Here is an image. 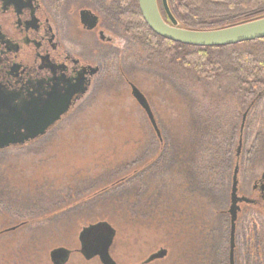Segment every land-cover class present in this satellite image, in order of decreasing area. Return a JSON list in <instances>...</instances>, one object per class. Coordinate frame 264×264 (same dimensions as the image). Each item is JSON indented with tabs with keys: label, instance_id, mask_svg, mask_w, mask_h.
Returning <instances> with one entry per match:
<instances>
[{
	"label": "rangeland",
	"instance_id": "1",
	"mask_svg": "<svg viewBox=\"0 0 264 264\" xmlns=\"http://www.w3.org/2000/svg\"><path fill=\"white\" fill-rule=\"evenodd\" d=\"M234 50L253 51L255 60L264 62L263 45H241ZM120 62V66L116 65L113 72L109 68L113 66L107 65L106 78L112 77L114 81L116 75L125 71L142 89L136 85L134 79V83L131 82L127 87L114 81L115 85L111 86L116 92H113L111 87V93H116L117 98L103 102L104 105L91 106L92 108L90 107L91 109L78 121H71L78 111L74 112L71 118L62 124V129L68 125L65 130L38 142L32 149L0 156V200L6 204V211L0 216V264H53L50 258L53 250L67 242L71 243L72 238L73 242L70 245L78 251L84 229L99 223L110 225L115 231L111 254L117 264H195L201 261V249L196 240L198 239L196 226L201 223V214L196 206L186 211V206L183 204V209H180L182 215L179 223L172 231H169L167 227H160L159 221L154 223L146 218L148 195L138 194L143 190V186L138 184L122 192L110 190L107 193H101L100 198L94 201L96 206L91 209L92 212L89 210L84 214H75L70 209L89 198H95L94 196L101 189L94 190L95 185L106 183L109 177L114 179L118 176L119 170L128 166L130 164L128 160L137 152H141L143 146H148L149 139L153 133L155 134L148 115L133 98L130 85L135 86L145 96L160 133L162 128L164 130L161 137L164 136L163 139H167L171 133L163 122V116L172 117L173 110L171 111L170 107L178 102H174V93L169 90L170 86L164 89L157 84L155 86V74L175 82V86L179 88L178 91L183 93L184 98H181V102L185 103L184 116H187L189 110L193 108L195 117H198L200 122L209 123L218 131L217 136H219L211 152L214 157L221 159L222 167L226 166L225 153L235 133L237 139L232 143L233 145L235 143L234 154L236 155L242 119L248 108L247 104H251L253 99L248 97L244 91L245 88L236 77L228 73L219 74L212 81L206 80L192 70L145 53L138 44L127 57H122ZM241 62L243 60L238 63ZM245 67L246 71L253 70L250 65ZM168 84L171 85L170 82ZM175 86L174 89H176ZM109 89L110 87L106 91ZM260 94V91L253 92L255 97ZM259 107L256 109L258 119L255 121L257 126L260 124L257 132H263L264 123L261 119H264V116L260 117V115L264 114V111H260L261 107ZM189 118L191 120V115ZM252 122L254 120H250L247 124L249 129ZM189 124V120H182L181 124L178 123L174 127L178 128L177 135L188 136L191 143L193 135L188 131L191 130ZM261 138V134L258 133L256 136L258 140L255 143L257 148L264 141ZM175 139L180 144L178 136H175ZM188 146L189 144H185L183 151L189 150ZM165 149L166 147L163 150ZM213 163H219V160L213 158ZM132 165L131 163L130 166ZM232 165L231 173L233 174L234 163ZM141 170L142 168H138V173ZM138 173L132 171L129 176L123 178L124 182H127V179H134ZM109 182L108 188H112L118 179ZM84 189L94 191L89 193L88 198H83L79 202L78 198ZM44 197L51 198L53 201L58 200L64 205L58 206V203L43 205L48 208L45 211L47 214H43L45 207L36 210L42 215L34 221H48L47 226L38 230L24 229L23 232H19L16 227L26 220H15V218L26 215V211H33L31 201H36L35 204L40 205ZM69 201L72 203L68 204ZM143 204L147 206L143 207ZM53 210L55 212L50 213ZM69 210L70 212H67ZM175 212L178 216L177 209ZM77 224L79 227L75 228ZM13 228L16 229L12 231ZM244 233L240 229L235 237L237 245L242 243ZM104 241L100 239L96 243L89 244L85 240L82 245L83 248L88 245L92 253ZM159 253L163 254L162 258L150 260ZM84 257L87 259L86 255ZM86 259L79 252H75L69 264L102 263L99 260L87 262Z\"/></svg>",
	"mask_w": 264,
	"mask_h": 264
},
{
	"label": "trees",
	"instance_id": "2",
	"mask_svg": "<svg viewBox=\"0 0 264 264\" xmlns=\"http://www.w3.org/2000/svg\"><path fill=\"white\" fill-rule=\"evenodd\" d=\"M158 2L162 15L167 20L162 0H158ZM168 2L170 10L179 22L180 27L192 31H212L264 18V0H168ZM120 13L121 18L123 17L124 20L128 19L126 20L128 24L127 30L129 34L135 36V41L145 53H150L155 57L167 60L171 64L192 70L200 78L210 81L214 80L219 74L228 73L236 77L241 86L245 88L244 91L248 94V97L253 99V102L258 99V97L253 95V92L260 91L262 93L264 91V62H257L253 51L234 50V48L241 45L264 46V40L221 48L185 46L157 36L145 23L140 8L137 7L135 9L133 0H130L129 6L123 7ZM218 51L220 54H215ZM242 60L243 62L238 63ZM246 65L252 66L253 70L246 71ZM155 77V86L157 84L163 89L170 86L169 90L174 93V102H178L170 107L171 111L173 110L172 117L163 116V122L167 125L168 131L170 130V137L163 139V136L160 139L156 132L155 134L153 133L152 139H149V145L143 146L141 152L135 154V158L132 157L128 160L130 164L119 170L118 176L114 179L109 177L110 179L106 183L95 185L94 190L101 188L100 191L98 190L99 193L97 192L98 194L94 196L95 198H89L79 203L78 206H73L70 210L75 214H84L89 210L92 212L93 210L91 209L96 206L94 201L100 198L99 195L101 193H107L110 190L111 192H122L125 189L132 188L134 185H142L143 190L138 194L148 195V208H145L146 211L148 210L146 218H149L154 223L159 221L160 227H167L169 231H172L179 223L182 215L180 209H183V204L186 206V211L193 209L194 206L200 211L201 223L196 226V233L198 234V239L196 240L199 242L202 259L195 264H229L230 221L227 216L226 198L233 175L231 173L232 164L236 157L234 154L235 143L233 145L232 141H236L237 134L235 133L230 139L228 150L225 153L226 166L222 167V164H220L221 159L214 157L211 152L215 147L214 142L219 136H217L218 131L209 123L200 122L198 117H195L196 113L193 108L189 110L190 112L187 116H184L183 106L185 103L181 102V98L183 99L184 97L183 93L178 91V86H175V82L166 79L160 74H155ZM133 79L132 76L122 71L120 75L115 76L114 81L119 82L124 87H127L131 82H135L142 89L135 79L133 82ZM114 81L107 78L104 93L97 101L98 104L106 103L118 97L116 93H111V85H115ZM174 86L176 89H174ZM109 87V91H106ZM112 91L116 92L114 87H112ZM90 107L77 112L71 121L81 120L82 115L92 108ZM251 114L250 119L254 120L251 126H256L254 140L257 142L259 139H256L258 133L259 135L261 134V137H264V125L262 126L263 132H257L258 127L260 128V124L257 126L255 121V119H258V117H255L257 112L254 110ZM189 115H191V120ZM182 120L190 121L189 127L191 130L188 131L193 135L191 143L188 136L187 139L186 136L177 135L178 128L174 126L178 123L181 124ZM261 120L264 123V119ZM180 126L182 127V125ZM65 127L62 131L65 130ZM172 127L174 128L172 129ZM163 131L162 128V133ZM175 136H178L180 144L176 142ZM185 144H189L188 148L190 149L187 151H183ZM165 147L166 149L163 150ZM0 156L3 157L4 155ZM207 157L209 159H206ZM213 158L219 160V163L214 164ZM131 163L133 164L132 166H130ZM138 168H142L139 173L137 171ZM132 171L138 174H136L134 179H127V182H124L123 178L127 175L129 176ZM117 179L118 182L113 184L112 188H108L110 185L108 184L110 183L109 181L112 182ZM138 180H142V182H137ZM89 183H93V181H89ZM93 189H84L79 196L80 199L78 198L79 202L83 198H88L89 193L94 191ZM35 203L36 201H31V205L34 208L33 211H26V215L23 214L19 218H15V220H26L17 227L19 232H23L24 229L38 230L47 226L48 221H34L39 216L41 217L42 214L40 215L39 211L36 210H41L42 207H45L43 205L54 203H58V206L64 205L58 200L53 201L51 198L45 199V197L40 205ZM70 203L72 201L68 202V204ZM98 204L101 205V203ZM146 206L147 204H143V207ZM47 209V207L43 208V214H47L45 212ZM176 209L178 216H176ZM70 210L67 212H70ZM5 211L6 204L0 200V216ZM53 212L55 210L50 213ZM78 227L79 224L75 228ZM243 238L240 245L236 244L235 264H264L258 248V236L253 234L251 225L248 227L247 233H244Z\"/></svg>",
	"mask_w": 264,
	"mask_h": 264
},
{
	"label": "flooded vegetation",
	"instance_id": "3",
	"mask_svg": "<svg viewBox=\"0 0 264 264\" xmlns=\"http://www.w3.org/2000/svg\"><path fill=\"white\" fill-rule=\"evenodd\" d=\"M129 1L0 0V155L32 149L38 142L62 131V124L74 112L98 104L105 90L107 65L113 66H108L113 72L116 65L120 66L122 57H127L137 47L135 36L129 34L128 24L120 13L123 7L129 6ZM133 1L135 9L139 8L138 0ZM263 104L264 91L255 102L247 104L226 198L231 222L229 211L237 169L236 236L240 229L247 233L251 225L253 234L258 236L262 261L264 141L257 148L256 126L252 125L251 130L247 124L258 106L264 111ZM60 111L65 113L57 118ZM37 117L43 121L55 118V122L45 134L33 136L35 131H30L26 124ZM71 243L56 248L53 253L66 250L65 264H69L75 252L86 259L84 256L89 248H83L81 238L78 251ZM111 248L109 255L116 263ZM50 258L53 264H58L52 255ZM100 258L97 255L86 261L99 260L101 263Z\"/></svg>",
	"mask_w": 264,
	"mask_h": 264
},
{
	"label": "water",
	"instance_id": "4",
	"mask_svg": "<svg viewBox=\"0 0 264 264\" xmlns=\"http://www.w3.org/2000/svg\"><path fill=\"white\" fill-rule=\"evenodd\" d=\"M138 2L142 17L148 27L157 36L170 42L199 48H221L236 46L257 40H264V18L212 31H192L180 27L179 22L170 10L168 0H162V6L167 20L162 15L158 0H138ZM131 88L133 98L146 112L157 136L161 139L160 130L157 127L156 119L147 100L139 89L133 85ZM63 113L65 112H57L56 117H60ZM54 122L55 118L50 121H43L42 118L40 120V118L37 117L36 119L33 118V120L28 122L26 125H28V129L30 131H35V133H33V136H35L45 134ZM237 174L238 170L236 169L233 176L232 206L229 211L231 216L229 264H235L236 222L239 211V207L237 205L239 202L237 197ZM15 229L16 228H13L12 231ZM114 237L115 231L110 225L105 223L97 224L85 229L81 234V242L86 240V243L92 244L100 241V239L105 240L101 246L98 249H95L92 253H90V248L87 245L89 248V253H85L87 259L90 260L97 255H100V259L103 264H116L109 255V250L113 245ZM60 252L64 255L60 256ZM51 255L55 260L57 259L58 264H65L68 259L67 251L62 249L52 253ZM162 256L163 254L159 253L150 258V260L157 257L162 258Z\"/></svg>",
	"mask_w": 264,
	"mask_h": 264
},
{
	"label": "bare ground",
	"instance_id": "5",
	"mask_svg": "<svg viewBox=\"0 0 264 264\" xmlns=\"http://www.w3.org/2000/svg\"><path fill=\"white\" fill-rule=\"evenodd\" d=\"M126 20H128V19H126Z\"/></svg>",
	"mask_w": 264,
	"mask_h": 264
}]
</instances>
